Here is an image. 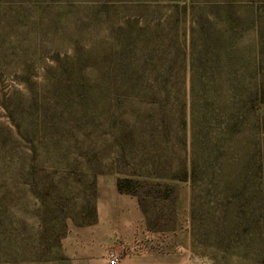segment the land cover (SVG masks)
<instances>
[{
  "label": "rangeland",
  "instance_id": "1",
  "mask_svg": "<svg viewBox=\"0 0 264 264\" xmlns=\"http://www.w3.org/2000/svg\"><path fill=\"white\" fill-rule=\"evenodd\" d=\"M166 1L0 0V264H112V255L137 264L132 258L148 243L171 240L192 242V264H264V182L257 217L242 209L224 228L200 208L193 224L191 186L177 183L169 231L150 230L137 198L117 190L145 154L139 145L122 148L121 124L150 112L123 105L116 92L126 36L135 41L131 68L142 72L136 82L156 84L170 67L171 83L190 82L189 24L175 33L161 22ZM232 2L229 21L204 26L215 57L199 48L195 83L264 86V0ZM257 68L262 78L252 80ZM80 87L89 101H75ZM241 121L236 172L247 165L254 132L251 119ZM256 126L264 157V110Z\"/></svg>",
  "mask_w": 264,
  "mask_h": 264
},
{
  "label": "trees",
  "instance_id": "2",
  "mask_svg": "<svg viewBox=\"0 0 264 264\" xmlns=\"http://www.w3.org/2000/svg\"><path fill=\"white\" fill-rule=\"evenodd\" d=\"M166 2L161 6V22L169 25L175 33L185 19L189 24L184 58L191 67L190 82L187 88H179V85L171 83L176 76L172 67L155 75L156 84L143 85L136 82L141 80L142 72L131 68L136 62L132 47L135 41L132 34L126 36L121 53L124 82L116 92L123 105L135 103L136 106L149 108L150 112L121 124L122 148L124 145L125 149L139 145L145 154L138 164H134L131 173L118 180L117 190L137 198L147 227L152 231L173 229L176 184L182 182H188L192 189L190 216L193 224L199 208L209 213L210 217L217 214L221 219V222L220 219L217 222L220 228L229 225L230 219L236 220L242 209L250 213L252 218L257 217L262 209L260 201L263 198L264 157L258 150L256 138L260 129L255 125L264 110V86L259 82L246 86L237 83H195L199 48L203 47V51H210L209 54L215 57L213 50L216 46L211 43V34L204 26L206 23L229 21L233 2ZM229 39L230 47H233V37ZM206 41H210L209 48ZM234 76L233 79L236 78ZM251 78H262L259 68L252 73ZM74 97L75 101L80 102L89 101L92 96L86 88L80 87ZM122 114L128 115V109ZM242 117L252 120L254 132L247 165L243 171L236 172L242 162L241 149L238 147ZM139 139L142 141L137 142ZM227 183L229 188H223ZM245 194V202L242 204L241 197ZM227 236V232H223L221 239L226 241Z\"/></svg>",
  "mask_w": 264,
  "mask_h": 264
},
{
  "label": "crops",
  "instance_id": "3",
  "mask_svg": "<svg viewBox=\"0 0 264 264\" xmlns=\"http://www.w3.org/2000/svg\"><path fill=\"white\" fill-rule=\"evenodd\" d=\"M146 251L134 256L137 264H192L193 252L190 240H171L164 243L150 242ZM27 264H42L30 262Z\"/></svg>",
  "mask_w": 264,
  "mask_h": 264
},
{
  "label": "built area",
  "instance_id": "4",
  "mask_svg": "<svg viewBox=\"0 0 264 264\" xmlns=\"http://www.w3.org/2000/svg\"><path fill=\"white\" fill-rule=\"evenodd\" d=\"M111 262L112 264H118V259L116 258V256L114 255L111 256Z\"/></svg>",
  "mask_w": 264,
  "mask_h": 264
}]
</instances>
